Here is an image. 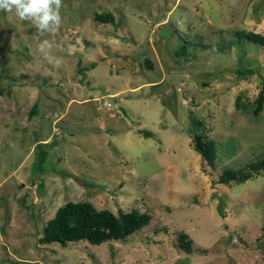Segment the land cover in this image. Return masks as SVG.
<instances>
[{
	"label": "rangeland",
	"instance_id": "rangeland-1",
	"mask_svg": "<svg viewBox=\"0 0 264 264\" xmlns=\"http://www.w3.org/2000/svg\"><path fill=\"white\" fill-rule=\"evenodd\" d=\"M63 2L55 37L0 11V264H264V168L218 181L264 159V46L236 42L264 31V0ZM199 118L215 168L191 145ZM81 200L152 220L124 241L40 242Z\"/></svg>",
	"mask_w": 264,
	"mask_h": 264
},
{
	"label": "trees",
	"instance_id": "trees-1",
	"mask_svg": "<svg viewBox=\"0 0 264 264\" xmlns=\"http://www.w3.org/2000/svg\"><path fill=\"white\" fill-rule=\"evenodd\" d=\"M95 18L105 23H115L111 12L96 13ZM254 42L264 46V31L236 32V42ZM189 44L185 43L183 49H177L175 54L182 57L189 53ZM204 47H208L204 45ZM225 47L219 44L220 51ZM94 64H92L93 66ZM256 112L264 107V86L259 92L256 100ZM237 105H240V98ZM33 109L36 110L34 105ZM31 113H34L32 111ZM145 136L152 135L151 132H144ZM219 142L211 138L205 131L202 119H194L191 145L201 154L203 160L215 168L216 146ZM264 168V159L250 162L246 170L225 169L218 178L220 183L243 182L258 174ZM152 220V214L134 208L129 211L119 209L117 212L111 209L97 208L91 201H67L61 205L55 215L50 218L45 227L40 242L48 244L58 242L66 246L69 242L88 240L93 244H101L110 240L124 241L134 232L147 227ZM264 229V226H263ZM180 246L187 252H192V239L187 233L180 234Z\"/></svg>",
	"mask_w": 264,
	"mask_h": 264
},
{
	"label": "clouds",
	"instance_id": "clouds-1",
	"mask_svg": "<svg viewBox=\"0 0 264 264\" xmlns=\"http://www.w3.org/2000/svg\"><path fill=\"white\" fill-rule=\"evenodd\" d=\"M63 0H0V11L14 15L20 21L29 22L41 35L55 37L63 23L61 9ZM60 45L53 39H44L38 45L43 58L56 68L62 59L53 54Z\"/></svg>",
	"mask_w": 264,
	"mask_h": 264
}]
</instances>
